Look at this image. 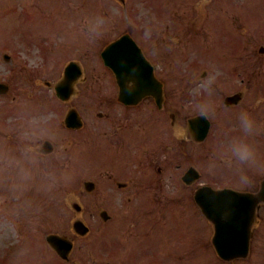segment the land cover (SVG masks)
I'll return each mask as SVG.
<instances>
[{"label": "rangeland", "instance_id": "374dc122", "mask_svg": "<svg viewBox=\"0 0 264 264\" xmlns=\"http://www.w3.org/2000/svg\"><path fill=\"white\" fill-rule=\"evenodd\" d=\"M28 1L29 0H0V40L7 39V41H10V39H12V44H14L16 41L22 39H44L39 43L36 42L35 47H31L26 42L19 43L15 48L12 46L15 52L22 56L23 61H26L30 67H34L37 70H41V66L46 64V61L43 57V49H51L52 47L59 49L62 54L56 62L57 73L54 77L55 80L59 78L62 71L61 69L64 67L66 62L68 63L70 61H77L82 65L83 69L85 70L86 81L83 84L78 85L80 90L79 96L73 98L68 104H71L80 112L81 116L83 117V121L85 122V126L82 131L83 134L81 136L85 137L88 141L78 150L86 151L84 156L86 166L84 167L81 174L74 173L72 178H82L83 180L88 179L93 181H96V178H98V174H96L97 169H101L102 167H110L107 163H101V157L102 154H109L111 151L110 148L103 147V143L107 142V140H105L102 136V132L97 130L101 122L96 118V112L106 111L103 109L106 108L105 106L95 107V104L97 103V87L112 86L111 78L110 80L108 79L110 74L108 72L107 74L105 73L106 71L102 68L100 60L96 58L97 46L106 44L108 41L113 40L124 32H129L131 35H133V37H136L138 40L144 42L143 35L145 31L143 29L147 28H144L143 25L148 21H151V23H163L164 21L165 15H158L157 13V9L160 7L158 4L160 3L159 1H161L163 7L169 6L173 11L172 14L178 13L175 16V19L182 17L192 20L193 15L195 22L198 14L196 11H193L191 7L194 6L196 8L197 5L199 8V18L201 20L200 27H203L209 31H211L210 27L212 26L213 19H215L216 23H219L223 17H230L232 20L228 22L238 26L242 22L244 28H246V33L241 34L239 32L235 36L234 40L239 41L246 39L247 52L242 53L241 55H247L248 59L244 65L235 66H237L241 71H247L249 73V79L247 78L248 74L246 72H241V75L235 76L234 74H230V70L224 74V68L220 67L216 63L211 66L210 61L214 60L211 58L212 54L218 48L219 40L217 38H198L193 46L188 47L192 41V36H190L187 44L188 48L186 47V49L183 50L180 57L178 58V63L174 64V61L172 60L164 62L162 71H168V73H171L168 76V81H172L174 87H179V79L175 78V76H186L185 72L187 71L192 72L191 76L193 78L200 76L202 72L206 71V79H208L210 76H213L212 80H215L216 82V87L210 89L206 87L207 80H204V82H200L197 87H193L192 91L189 93L187 88L183 86L182 93L188 94L193 100L190 101V107H181L179 102L176 100V108L179 112V119L187 116L191 117V115L195 114H206L209 119H211L212 127L214 128V130L211 132L212 138L198 145L186 141V148L188 152H184L183 154L178 153V155V145L176 139H174L172 142V147L174 149H169L168 157H166L165 160L169 167H173L174 162L177 160V158H179V160L183 161V168H186L189 164L195 161L196 167H200L204 174L201 181H210L208 184L213 185V187L228 185L236 188V190L251 189L253 188V183L260 180L264 172V149L261 148V146H264V141L262 144L258 142L257 133L254 135L253 141L258 149V158L257 161L252 165L240 167L235 163L229 164L225 162L217 150V142L220 138L223 140L226 136L237 134V118L241 110L249 111L258 122V106H261L260 98L264 99V94H258L257 92V82L261 79V77H264V56L259 57L257 54L259 45L264 44V0H229V2L231 1L229 4L231 10L228 9L225 13L215 14L210 9V6L212 5L213 10L224 11L226 8L217 10L216 6L221 5L224 7L223 2L225 0H122L123 2H121V0H52L57 2V5L51 6L50 3L46 4L48 7L51 6L50 8L43 6L45 0H31L32 2ZM40 1L43 3L40 4ZM23 6L28 7L26 11L22 10ZM181 7L183 8L181 9ZM34 9H36L38 13H32ZM49 9L53 10L47 14ZM39 13H45L50 18L60 19L63 24H60L55 19L50 21V19L45 17L44 14L43 17ZM245 15H248L250 19V21L247 20L246 23L242 20ZM93 16L103 17L105 24L98 35H96L94 38H89V36L86 35V21ZM261 16H263V19H261ZM173 22H176V20ZM38 23L42 24V26L34 29L33 26ZM131 24H139V30H133L131 28L130 30H125L128 25L131 26ZM114 26L117 27L112 28ZM57 27L62 29L61 34L55 33L57 32ZM49 28L55 29L53 37L50 34L44 35L42 33ZM65 31L66 33L62 35V32L64 33ZM56 35L59 38H55ZM53 40H56L57 42ZM0 45L1 50L4 51L5 45L7 44ZM164 58H168V56H164ZM61 62L63 63L62 65ZM174 65L177 70H182L181 72L184 74L175 75ZM158 66L161 68V63H159ZM94 69L95 75L98 78L96 81H94V79L90 76L91 70ZM218 71H221L222 73L218 76V78H216L214 74H216ZM211 72L213 75H211ZM37 73L42 74L41 72ZM27 78H29L30 81V74L27 75ZM38 78L43 79L46 78V76H41ZM242 78H244V83L241 80ZM247 79L249 80V83H247ZM38 80L42 81L40 79ZM34 89L35 88H33V90ZM219 89L224 90L220 95L218 94ZM237 91H242L245 94V98L247 97V100L244 102L247 105V108H244L242 105L238 108H230L227 110V108H225L222 103L223 98ZM167 111H169V109H167ZM154 117H161L169 120L165 113L157 114V116ZM185 122L186 119L180 124V128L182 130H186ZM116 123V121H113L112 124L109 123V127H105L104 130L110 132ZM223 133L225 135L222 137ZM67 138H71L72 141H74V145L72 147V152H74L76 149L77 136H73V134H67ZM192 147H194L195 150L193 159L190 156V149ZM77 156L78 155L75 152L72 154V167L76 166L75 161ZM226 168L229 170H225ZM253 168L259 175L251 177L250 173H245L249 172L250 170L252 171ZM223 171H226L227 173L230 172L233 175L226 176ZM179 172L182 171L179 170L178 173ZM16 178L19 179V182H24L26 176L20 173L16 175ZM42 179L44 182L40 184V189L43 187L45 189L55 188L54 182L49 175H42ZM173 181L174 180L168 176H165L162 182L167 184V188L172 189ZM71 183L72 185L78 184V182L74 184V181H71ZM6 184L7 181L1 180L0 186H4V190L8 189L10 193L11 187ZM31 184V179H29L24 187L29 188ZM72 187H74V189L77 191L80 188L76 186ZM194 187L195 186L189 189L187 195H190V192H192ZM67 188V195L68 193L74 191L70 190L71 187L68 185ZM173 191L174 190H151L149 194L158 196V200L156 201L157 203H151L154 205L152 210H161L164 214H169L168 218H172L168 220L163 219L164 225H166L165 227H168L169 230L172 232H176L177 230V228L174 227L173 221L175 220L173 215H178V217H181L185 220V226L180 229L184 236V238H180L179 240V246L181 247L183 244L185 245L190 243L192 238L194 239V242L196 241L191 233V224L193 221V215L195 214V208L192 202L188 200L183 203L180 201V204H176L179 205L180 208L170 210L172 209V198L170 199V196L172 194V197L174 196ZM13 193L14 196H10L9 199H0L3 209L7 210L4 215L0 214V218H2L0 219V252L1 248L3 247L4 250L6 248L4 245L8 244L12 240H22V238H24L22 240L23 246L17 252L15 250H9V259H6L2 263L0 254V264H16L15 260L18 261L17 264H42L44 261V259L40 257L41 253H44V239L42 238L47 232H53L56 228H60L64 224H59V222L54 223L53 220L59 219L61 221L62 219L66 218L70 220L71 215L73 217L74 214L72 211H70V215L69 212H67V207L65 206H50L47 203H44V201H41L40 203L23 202L18 200L21 198L18 197V191H14ZM176 196L178 195L176 194ZM43 198H45V195L41 194L40 199ZM1 208L2 207L0 205V209ZM86 208L87 214L85 219L86 221L89 219L90 221L93 220L95 222L92 224L93 232H95L98 225L101 223L97 216L99 207L96 205V203L87 201ZM91 215L95 216V218L92 219ZM45 217H48L47 221H44ZM158 223L159 221L156 224ZM17 229L21 231V238L19 237V239L13 235V230L16 231ZM186 232H188L190 240L186 239ZM254 232L251 254L249 258L243 261L234 262V264H264V209L261 211V224L257 229H255ZM172 235L174 236V234ZM177 236L179 237V235ZM200 236H203L207 241L209 230L205 231L204 234H201ZM39 239H42L41 243ZM200 239L201 238H198V242L196 241L194 243L192 250L198 251L196 263L222 264L217 259L216 261L213 260L211 262L209 254L204 249V245L207 246V244H202V246H200ZM176 241H170L171 243H166L168 253H170V248H172L173 243L175 244ZM206 243H208V241ZM191 248L192 247L190 246V249ZM188 251L191 252L190 250ZM12 258L14 260H12ZM22 260L26 263H22ZM168 262H170L169 255Z\"/></svg>", "mask_w": 264, "mask_h": 264}, {"label": "flooded vegetation", "instance_id": "af4514ba", "mask_svg": "<svg viewBox=\"0 0 264 264\" xmlns=\"http://www.w3.org/2000/svg\"><path fill=\"white\" fill-rule=\"evenodd\" d=\"M165 30L168 31L169 27L167 26ZM164 47L165 54L168 56L171 53L173 56L174 52L172 50L169 52L168 48ZM234 58H239L237 62L242 65L241 56ZM16 67H19V64L16 63ZM12 70L11 79L14 75ZM8 73V70L0 71V76H7ZM181 78L185 79L181 82V86L184 85L186 88L197 87L202 82L198 77ZM212 79L213 76H210L209 84L215 85V81ZM5 80L8 83L7 93L12 94L19 89V86L13 85L12 81ZM164 83L167 84L165 81ZM180 89L182 88H177L176 93H166L162 104L165 110L169 109L170 112H175L176 123L174 127H178L177 155L188 152L186 141L194 144L193 136L180 128L181 122L185 119L188 120V116L179 119V112L176 108V100L181 107H190V101L193 100L188 94L182 93ZM51 91L52 94H49L40 90V93L44 95L43 102L29 104L26 107L22 103V98L19 97L18 99V93H13L8 103L0 101V175L14 176L21 173L28 179L30 178L32 187L27 188V200H35L34 188L38 185L41 176L47 174L54 182L58 194L65 196L64 201L67 202V171H71V152L67 153V144L68 147L72 144L70 140H67V134L71 132L67 131L65 123L67 102L58 100L53 88ZM5 97L9 98L7 95ZM147 100L153 101V98L149 97ZM110 106L117 111L116 114L113 113V117L116 116L115 120L122 121L124 126L121 131L122 125L117 124L116 131L112 136L103 132V136L107 137V142L103 143V147L107 146L113 149L111 151L114 165L98 169L97 180L100 187L98 193H101L99 198L112 213L111 216L106 215L105 218L116 222L123 217L130 216L129 208L136 202L150 203L147 196L143 197L141 192L154 189L168 190L166 183H160L163 176L171 178L172 174H169L168 168L176 171L184 168L183 161L179 158L174 162L175 167L167 165L164 154L167 153L169 147L171 149L173 147L168 141L171 135L164 129L167 126L161 125L163 122L149 128L145 126L144 134L136 138V133L139 131L135 128L136 122L149 121L146 120L148 106L143 107L138 114L135 107L132 106L129 108L115 103L110 104ZM45 141L50 144L48 143V148L43 150L42 145ZM46 152L52 153L45 154ZM194 153L195 150L192 147L190 149L192 159ZM103 160L101 157V163ZM191 175H193L192 172L189 173V176ZM155 180L158 182H152ZM30 194H33L34 198H29ZM82 194L87 195L83 191ZM69 201H71L70 198ZM62 234L64 236L65 233L62 232ZM139 235L140 232L133 227L126 235L120 237L121 249H118L114 254L117 264H139L141 260L144 261L143 264H152V260H156L152 256L150 248H146L142 253L137 252L136 246L141 243ZM148 235L149 232L146 233L147 237ZM146 243H150V241L147 240ZM99 259L102 260L101 255ZM82 261L83 259L79 258L72 264ZM161 261L160 264H165L162 258ZM67 264L70 263L67 262ZM101 264L103 263L101 262Z\"/></svg>", "mask_w": 264, "mask_h": 264}, {"label": "water", "instance_id": "95a60500", "mask_svg": "<svg viewBox=\"0 0 264 264\" xmlns=\"http://www.w3.org/2000/svg\"><path fill=\"white\" fill-rule=\"evenodd\" d=\"M122 40L130 44L136 56V58L132 57V49L128 45H123L124 42H118V45L122 46L118 51V55L123 56L122 60L127 66L126 71L145 70L150 74L151 70L144 63L139 51L126 36ZM116 43L115 45H117ZM142 76L144 78V75ZM73 77L74 75L67 77V84L73 80ZM213 195L214 199L212 198L209 208L206 205V211L202 206V201H200V205L205 215L216 224L215 245L217 252L221 257L228 260L246 257L249 251L250 227L252 226L254 212L259 203L264 201V182L257 194L224 190L213 193ZM213 207L218 209L212 213L210 209Z\"/></svg>", "mask_w": 264, "mask_h": 264}, {"label": "clouds", "instance_id": "9594fccd", "mask_svg": "<svg viewBox=\"0 0 264 264\" xmlns=\"http://www.w3.org/2000/svg\"><path fill=\"white\" fill-rule=\"evenodd\" d=\"M105 24L101 16H93L86 21L89 38L98 35ZM235 135L226 136L218 144V152L225 162L243 167L252 165L257 161L258 149L253 141L254 135L259 131V124L254 116L247 110H241L237 118Z\"/></svg>", "mask_w": 264, "mask_h": 264}]
</instances>
